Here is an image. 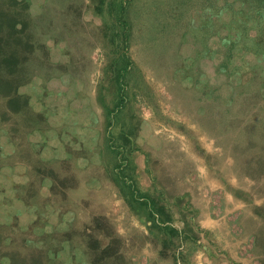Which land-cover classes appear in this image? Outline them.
Instances as JSON below:
<instances>
[{
    "label": "rangeland",
    "instance_id": "1",
    "mask_svg": "<svg viewBox=\"0 0 264 264\" xmlns=\"http://www.w3.org/2000/svg\"><path fill=\"white\" fill-rule=\"evenodd\" d=\"M19 1L33 22L8 92L0 65V264H264V159L225 127L263 117L242 91L264 79V13Z\"/></svg>",
    "mask_w": 264,
    "mask_h": 264
},
{
    "label": "trees",
    "instance_id": "2",
    "mask_svg": "<svg viewBox=\"0 0 264 264\" xmlns=\"http://www.w3.org/2000/svg\"><path fill=\"white\" fill-rule=\"evenodd\" d=\"M238 1L248 11L247 15L255 12L264 13V0ZM9 5L7 9L4 7L0 8V65H3L6 69V77L4 76L3 78L6 83L1 84V90L4 92H8L12 87L10 80L18 63V58H16L17 47L19 45H29L30 33L28 28H30V23L33 22L31 15H28L27 4L25 2L21 3L19 0H11ZM244 23L247 25V19H244ZM245 27L247 28V26ZM254 78H252L253 82H249V84L243 87L242 95L245 100H248L247 93L248 95L254 94V98L256 95L258 96L252 102L255 103L257 111L263 113V117L247 119L246 115L237 125H227L225 127L231 129L234 136L242 139L244 150H253L256 158L264 159V89L261 90L260 94V91H257L258 85L264 79H261V77ZM254 81L257 82V85H254L256 84ZM235 94L237 95L236 92ZM235 96L230 97L228 105L220 108L223 115L231 113L233 104L236 103ZM221 113L220 116L222 115ZM218 117V114L213 116L215 119ZM256 166H264V161H259Z\"/></svg>",
    "mask_w": 264,
    "mask_h": 264
}]
</instances>
